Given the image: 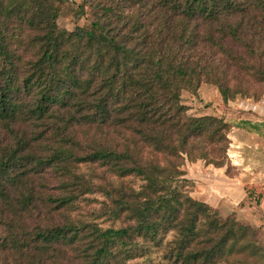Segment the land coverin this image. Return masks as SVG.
Listing matches in <instances>:
<instances>
[{
  "label": "trees",
  "instance_id": "obj_1",
  "mask_svg": "<svg viewBox=\"0 0 264 264\" xmlns=\"http://www.w3.org/2000/svg\"><path fill=\"white\" fill-rule=\"evenodd\" d=\"M155 1L152 18L133 21L125 33L128 23L114 24L110 10L95 8V20L74 27L75 38L68 40L56 21L59 5L75 8L74 0H0V130L12 140L0 149V224L10 230L0 248L17 254L16 260L125 264L144 256L148 244L161 247L171 233L166 246L176 264H219L235 256L264 261L256 230L234 218L222 220L191 198L183 167L202 161L224 168L230 126L223 116H190L181 103V91L197 96L201 83L215 85L223 104L241 93L207 69L197 46L220 52L227 42L243 44V24L235 20H264V0H247L249 6L235 0ZM76 11V18L84 13L80 5ZM248 48L256 58L251 42ZM254 75L264 82V69ZM24 125L36 129L32 138L20 131ZM82 125L114 129L124 142L119 150L96 147L78 156L80 143L70 129ZM39 146L47 153H35ZM80 163L104 167L117 180L139 179L136 189L110 184L102 190L108 201L103 216L123 226L69 223L25 231L8 222L37 209L31 176L46 168L59 174L64 195L39 201L42 206L55 201V210L72 207L78 195L71 187L91 192L79 177L68 182L72 165Z\"/></svg>",
  "mask_w": 264,
  "mask_h": 264
},
{
  "label": "rangeland",
  "instance_id": "obj_2",
  "mask_svg": "<svg viewBox=\"0 0 264 264\" xmlns=\"http://www.w3.org/2000/svg\"><path fill=\"white\" fill-rule=\"evenodd\" d=\"M235 1L240 3L241 6H249L247 0ZM252 1L254 0H251V2ZM74 5L75 8L70 2L59 5V15L56 21L57 26L64 29L62 37L68 40L75 38L73 35L74 27H87L95 20L97 14L94 11L95 8H107L110 10L108 15L114 24L120 26L123 23H128L129 25L123 28V33L129 31L130 26L135 20L148 22L158 8L155 0H74ZM78 5L82 6L84 10L80 18L75 17V12H77L76 6ZM157 16H159V12H157ZM235 22H241L243 24L240 29V36L243 38V44L233 45L231 42H227L220 52L217 51V48L210 47L208 44H199V46H197V55L210 72L222 79L226 87L231 91L239 90L241 93L236 94L233 100L230 99L231 101L228 103L220 104L222 103L219 100L221 96L217 91V87L213 84H200V86L204 85V87H207L203 88L202 91L205 95L203 96L204 100H198L197 96L192 95L189 91L183 90L181 91V103L189 108L188 114L190 116L200 117L210 106H212L214 113L220 116L222 112H226L227 109L225 107H231V103L235 104L233 107H238L240 113L245 112L252 114L253 110H251V108L257 103H259L258 108L264 110V82L255 80L254 75L257 68L264 69V20L257 19L254 23L250 19H237ZM250 42L253 44L256 58L252 57V51L248 48ZM245 44L247 46H245ZM29 55L30 54H27V57ZM41 129H43V127ZM20 131L26 133V139H29L30 136L32 138L31 131L34 134L36 129L33 126L24 125L21 126ZM70 132L75 136L74 139L80 143V147L76 148L78 156L86 155L96 147H109L119 150L121 147L120 145L124 142V134L109 128L97 129L95 127L82 125L71 128ZM234 136L235 133L229 129L228 138L230 143L238 141L240 146L239 151L247 154L246 166L250 168L247 173L257 174L260 180H263L264 151L263 147L258 143L259 140H252L251 138L245 137L234 138ZM11 142L10 134L4 132V130H0V149ZM39 149L40 150H37L36 147L35 153H47V149L43 150L41 146H39ZM233 150L237 151L234 146L229 145L227 154L229 152L233 154ZM233 157L236 158L238 156L235 154ZM186 166L187 163L183 167L184 171ZM224 169L229 176L236 174L234 168L231 166L229 157ZM20 171L21 170L18 169L15 173ZM70 171L74 179L70 176L69 183L74 182L75 177H79L80 181L78 183L88 182L92 191L87 192L85 187L80 186L76 188L71 187V191L78 195L73 206L55 210L54 207L57 204L55 201L47 206H42L38 202L47 200L48 198L55 200L64 195L60 187L61 178L59 174L51 168H46L37 175H32L30 173L32 175L31 185L36 193L35 203L37 209H33L29 214L23 213L15 219L10 218L8 222L13 220L15 226L25 231L34 230L38 226L51 228L55 226L61 227L69 223L93 224L102 230L123 226L124 223L122 221L114 222L107 216H103L102 211L105 207V203L108 201L103 195L102 190L107 188L110 184H113V186L118 184L136 189L141 184L139 179L127 178L117 180L115 177L111 176L104 167L98 166L97 164H74ZM187 186L188 191L191 192L194 184L189 180ZM259 187L260 186L257 188ZM257 188L254 186L250 188L254 195H258V192H256ZM38 198L41 200H38ZM252 204L254 205L253 200L243 202L226 212L215 210L222 220L228 217L234 218L239 224L249 226L256 230L259 244L264 250V216H260L259 214L258 217L255 215V212L251 215L243 210L251 208L253 206ZM9 231L7 224H0V243L9 237ZM16 231L19 232V229H16ZM170 240L171 233H168L161 247L148 244V249L144 256H137L127 260L125 264H176L173 258L169 256L170 248L168 249L166 246V243ZM16 256L17 254L13 255L9 250L5 249L4 251L0 248V264H27L23 258L16 260ZM65 257L71 259V253L67 251ZM219 264H264V261L262 259L254 260L245 256H235L234 258L223 260Z\"/></svg>",
  "mask_w": 264,
  "mask_h": 264
},
{
  "label": "crops",
  "instance_id": "obj_3",
  "mask_svg": "<svg viewBox=\"0 0 264 264\" xmlns=\"http://www.w3.org/2000/svg\"><path fill=\"white\" fill-rule=\"evenodd\" d=\"M203 88L207 87L202 85L197 91L198 100H204ZM219 100L222 102L221 99ZM230 105L231 107H225L227 109L226 112H222L220 116L225 118L230 130L235 133L234 138L245 137L259 140L258 143L263 147L264 151V110L258 108L259 103L254 104L255 106L251 108L253 110L252 114L240 113L238 107H233L235 104L231 103ZM203 115L220 117L214 113L212 106ZM230 146H234L237 149V151L233 150V154L231 152L227 154L231 166L236 172L233 176L226 175L224 168L206 165L202 161L187 163L185 178L194 184L190 196L194 200L204 202L221 212H226L243 202L253 200L254 205L252 204L251 208L243 210L251 215L255 212L258 217L259 214L264 216V179L260 180L257 174L247 173L250 170L246 166L247 154L239 151L238 141L230 143ZM235 154L238 157L234 158ZM252 186L256 188L260 186L256 189L258 195H254L253 191L250 190Z\"/></svg>",
  "mask_w": 264,
  "mask_h": 264
}]
</instances>
